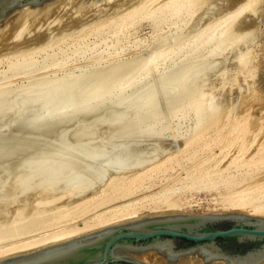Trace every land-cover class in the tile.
<instances>
[{"label": "bare ground", "instance_id": "6f19581e", "mask_svg": "<svg viewBox=\"0 0 264 264\" xmlns=\"http://www.w3.org/2000/svg\"><path fill=\"white\" fill-rule=\"evenodd\" d=\"M77 2L78 7L81 2L87 6L94 4L104 7L112 0H49L39 5L20 6L5 19H0V40L11 20L15 26L12 35L19 38L29 22ZM203 2L206 1L119 0L117 6L125 5L122 11H116L119 14L113 19H108L115 14L113 11H110L113 15L106 13L108 18L104 17L106 20L99 21L96 26L103 22L112 24L117 41L115 44H119L121 36L125 39L122 40L124 43L120 47L117 45L115 51H109L108 48L104 54L101 52L103 55L99 54L102 57L116 56L144 43L146 39L140 34L135 35L134 40L126 36L129 28L141 18L150 17L176 24L195 15ZM257 2L239 0L215 21L190 35L186 43L179 45L175 51L160 48L142 57L141 61L138 60L139 64L136 62L137 66L132 67L129 74L126 73L128 75L117 73V69L112 68L100 80L86 86L82 85L81 77L70 80L62 77L57 81L0 89V105L8 99L7 103L19 105L16 108L22 105L21 108L25 109L29 106L28 113H31V108L34 109L35 118L27 113L26 116L32 118L30 121L35 131L43 128L44 124L48 126L47 123H50V127L53 126L51 123L60 125L49 139L38 135V138L32 137L25 144L20 139L19 142L24 144L20 147L22 155L16 158L9 172L0 178V258L30 252L143 215L191 213L201 209L198 214L242 212L264 217V10H260L262 19L258 31L256 28L243 30L233 35L232 41H228L235 29L233 27L240 24L239 21H243L241 19L245 15L254 13ZM259 8H262L261 5ZM257 20L260 22L259 17ZM129 36L132 35L129 33ZM177 40L180 37L175 38ZM99 42H94V47ZM110 42L105 43L115 46L113 40ZM229 42L239 46L233 58L236 60L235 73L228 72V69L221 72L225 69L221 66L222 69L218 70L219 85L223 87L230 84L239 73L251 78L259 73L260 79H257L262 83L257 87L261 90H258L261 96L251 92L242 98L238 97L240 100L230 102L223 96H216L209 87L203 88L204 84L200 83L204 81L200 82L197 76L194 77L198 65L202 63L193 64L186 60L207 43L211 44L210 56H216L226 50ZM20 54L21 57L15 58L16 61L10 60L12 62L9 61L8 67L0 72L4 74L13 70L17 64L33 57L25 51ZM180 56H183L184 63L178 70H164L152 80L148 79L156 72L158 61L164 62L166 68ZM51 64L55 65L57 61ZM47 67L48 64H44L36 69L35 75L41 74ZM208 67L206 70L214 68ZM141 71L145 72L139 78L130 75ZM192 78L194 84L184 88L185 82ZM257 87H253V92ZM64 94L67 97L61 100ZM18 109L15 110L21 113ZM6 110H2L4 115ZM4 115L0 119H4ZM17 117L16 122L20 116ZM26 118L22 119L24 123L28 120ZM189 119V126H185L184 123ZM13 120L6 121L11 124ZM24 127L19 128L22 130ZM26 134L30 135V132ZM136 186H141L139 192L135 191ZM68 196L75 197L77 202L71 209H63L61 204L64 203L58 202ZM115 201L118 204H114ZM33 203L55 205L51 208L50 219H46L48 207L45 205H42L45 206L43 210H39L43 208L40 206L31 215L27 214L28 217L23 216L22 212L28 211L26 208ZM32 209L29 208L30 211ZM13 212L17 213L15 218L19 216L15 220H12ZM133 254L144 262L164 264L163 255L154 249L139 255ZM196 255L200 264H203L201 256ZM194 259L188 255L176 264H192ZM220 261L224 264V261ZM194 264H199V261ZM257 264H264V258Z\"/></svg>", "mask_w": 264, "mask_h": 264}, {"label": "rangeland", "instance_id": "374dc122", "mask_svg": "<svg viewBox=\"0 0 264 264\" xmlns=\"http://www.w3.org/2000/svg\"><path fill=\"white\" fill-rule=\"evenodd\" d=\"M205 1L206 2H203L200 4L203 6L198 7L199 9H197L198 11L196 10L195 15H192L193 17L192 16L187 17L184 20H180V21L176 22V24H171L168 21L166 23L165 21L161 22L159 20H153L150 17L141 18L133 26H131V28H129L128 33H126L127 34L126 36L130 37L132 40H134V36L135 35L139 36L138 34H140L142 37H144L146 39L145 42L142 43L139 47H136V48L131 47L133 49L128 48V49L124 50L122 53H120L119 55L109 56V57H102L101 56L104 54V52H105L104 50H106L108 48H109V51L117 50L118 49L117 47H120L122 45V43H124V41H122V40H125V39L121 36V41L120 42L118 41L119 44H115V43H117V41L115 42V40H116L115 34H113V32H112V30L114 29L112 24H106L105 22H103L104 24H102L98 27L96 26V24H98L99 21L100 22L102 20L105 21L106 20L105 18H108V16H105L106 13H107V15H113L115 13L113 16H110L112 18H108V19H113V17L116 16V14L119 11H122V8H124L125 5L117 6V2H119V0H112L111 3L107 4L104 7H100V6H97L94 4L91 6H87L85 3H82V2L79 3V4H81L79 6L80 9L78 6H76L78 4V2L75 4L65 5L64 7H61L58 11L51 13L44 18H40L39 20L29 22L26 25L27 28L23 29V32H22L21 36H19V38L18 37L14 38V36L12 35L13 31L15 30V26L11 20L10 23H7L10 25L9 27H6L7 30H5V28H4L5 31L9 32V34H8L9 36L7 35V32L3 31L4 32V35H3L4 39L1 37V40H0L1 41L0 42V71L6 69L8 67L7 64L12 62L10 60H14L15 58L18 59L19 57H21V56H19V54L21 52L23 53V51L30 53L31 55H33V57L29 61L17 64L16 68H14L13 70H9V71L5 72L4 74L2 72H0V73H2V74H0V89L18 88V87L23 86V85H33V84L47 82V81H57L58 79H60L62 77H65L66 80H70L72 78L78 79L81 77L82 78L81 79L82 85L86 86V85H89V84H91L97 80H100L102 78V76L108 70H110L112 68L117 69L116 70L117 73H123L125 75L126 73L131 71L132 67L134 68L137 66V63L139 61H141L142 57H145V55H148L150 52H152L154 50H157L160 48H166L169 51H175L179 47V45H183L184 42L186 43V39L188 37H191L190 35L195 33L197 30L202 29L201 27L207 26L208 24L215 21L225 11L230 9V7H232L233 5H235L236 3L239 2V0H205ZM258 2H260V3H258ZM258 2H257L258 5H256L257 7L255 6L254 13L250 12L249 14L245 15V17H243L241 19L243 21H239L240 24H237L236 26L233 27L236 29V31H234L235 29L232 30V33L230 34V36H232V37L229 36L230 38L228 39V41H232L233 35L236 36L237 35L236 33H240V32L242 33L243 30L245 31L247 29L250 30L252 28H254V29L256 28V31H258L257 29L259 28V25H260L261 19H262V15H261L260 10L261 9L264 10V8H263L264 7V0H258ZM260 5L262 8H259ZM85 6H87V7H85ZM95 6H97V7L95 8ZM263 10H262V13H263ZM75 11H77L78 14L77 13L75 14ZM94 11H96L97 13L94 14L95 13ZM110 11H113L114 13L111 12L112 14H110ZM116 11H118V12H116ZM57 13L61 14L62 16L58 15ZM80 13H82V14H80ZM97 14H100V15H97ZM256 14H258V15H256ZM52 17H54V18H52ZM258 17L260 19V22H258L259 20H257ZM10 19H13V18H10ZM46 19H47V21H46ZM57 20H59V22H56ZM53 21H55V22H53ZM49 22H50V24H49ZM196 22H198V23H196ZM36 24H38L40 26H36ZM169 24H171V25H169ZM252 24H253V26H252ZM254 24H255V26H254ZM42 26H43V28H42ZM237 26H241V27L238 28ZM240 28H241V30H239ZM12 29H13V31H12ZM30 29H32V30L30 31ZM134 29L137 31H134ZM131 31H133L134 33L136 32V33L133 34V32H131ZM155 32L157 35L155 34ZM129 33L132 36H129ZM118 34H121V32L118 31ZM100 35H101V37H100ZM11 36H12V38H10ZM179 37H180V40L175 41V38H179ZM9 38H10V40H9ZM99 38H101V39H99ZM102 38H104V39H102ZM100 40H102V41L99 42ZM109 40L110 41L113 40L115 46L106 45L105 42L111 43ZM94 42H99V43L94 47V44H95ZM239 44H240V46L243 45L241 43H239ZM236 45L237 44H232L231 42H229V44L227 45L228 47L226 46L227 48H225L226 50H223V51H226L225 53L223 51H221V52L217 53L216 56L215 55L210 56L209 49L211 47V44L207 43L200 50H197L194 54H192L188 60H186L187 62H191L193 64L201 62L202 64L199 63L201 65H198L199 67L197 66L198 71L197 72L195 71L196 73L194 74V77L197 76L196 78H198L199 81L200 80L204 81V83L200 81L201 85L204 84L203 88L208 89L207 87H209V89L213 90V93H216L215 94L216 96H218V97L223 96V97L227 98L230 102H231V100L234 102L237 101V99L240 100V98L247 96L248 94H251V92L253 93V95L261 96V94L258 92V90L260 88L257 87L258 84L262 83L259 80L260 77H258L259 73H257L256 76H254L255 78H251L252 76H249V75H248L249 77L247 75L244 76L243 74H242L243 75L242 76L239 73L236 76L237 78L232 80L231 83H233V85H231V83H230V84H227L226 86H223L224 88L219 85L220 84L219 83L220 82L219 81L220 76H218V75H220V73H218L219 69H222V67H223L225 69L220 70L221 72L228 69L227 70L228 72H230V73L232 72V74L235 73L234 68L236 67V62H235L236 60L233 58L235 57V51L239 48V46L238 45L236 46ZM231 47H233V48H231ZM93 48H94V50H93ZM230 51H232V52H230ZM17 53H19L18 57L16 56ZM99 53H101V55ZM220 54H221V56H218ZM20 55H23V54H20ZM98 55H100V57H98ZM54 60L57 61V64L52 65L51 63ZM14 61H16V60H14ZM212 62H213V64H211ZM183 63H184L183 56H180L179 59L177 58L175 62L170 63L171 65L169 64L166 68L164 67L165 66L164 62L158 61L157 67L155 68L156 72L154 71L155 73L148 76V79L152 80L153 78L156 77V75L158 73H162V72H164V70H171V71L178 70ZM44 64H48V67L41 74L35 75L34 71L38 68H41ZM134 64H136V65L132 66ZM207 66H209L210 68H212V67H214V68L206 70ZM144 72H142V71L141 72H133L132 74L130 73V75H134V76H136V78H139ZM207 72H209V73H207ZM204 73L206 75H202ZM128 74H126V75H128ZM198 74H201L202 77H201V75H198ZM118 75L121 76L122 74H118ZM205 76H207V77H205ZM242 77H244V78L247 77V78L244 79ZM257 78H259V79H257ZM244 80H246V81H244ZM190 81H192V82H190ZM187 82H185L184 88L190 87L187 85H190V84L193 85L194 84L193 78L191 80L189 79ZM235 82H237V83H235ZM206 83L210 84V85L205 86ZM240 83H241V85H240ZM260 85H259V87H260ZM210 87H212L214 89H212ZM218 87H221V88H218ZM247 87L248 88L250 87V88L246 89ZM253 87H257L258 89L255 88V90L256 89L257 90L255 92H253V90H254ZM246 90H248V91H246ZM244 91H245V93H243ZM259 91H261V90H259ZM236 95H238V96H236ZM66 97H67V94H64L62 98L60 96L61 100L65 99ZM238 97H240V98H238ZM60 98H59V100H60ZM6 101L9 102V100L6 99V100H4V102L1 103L2 106L0 105L1 111L3 109L8 110V111L6 110V112H5L6 116L3 113L4 111L1 112V114L4 115V119L3 118L0 119V120H3V121H0V124L1 123L3 124V125L2 124L0 125V126H2V127H0V133H2V134H0V138H1L0 139V157L2 155V157L0 158V178L1 179L9 172L8 170L12 167V164L16 161V158H18L19 156L22 155L20 147H22L25 143H27L28 140L32 139V137L34 138V137H37L38 135L42 138H45V139L48 138L49 139L53 134H55L59 130V127H60V125H57V124H56V126H54L55 123L54 124L51 123V125H53V126L50 127V123H47L48 126H46V124H44L45 126H42L43 128L40 127L39 130L35 131V129L33 128L34 125L30 121L32 118H28L29 115H32L31 117H33L34 114H33L32 110H34V109L31 108L30 109L31 113H28L27 108H30L29 106H27L24 109V108H21L22 107V105H21V107H18L19 108L18 109V108H16V106H19V105L13 106L10 103H7ZM3 103H5V104H3ZM3 106H5V107H3ZM12 107H14V108L12 109ZM10 109H12L14 112H12V110H10ZM15 109L16 110L18 109L19 111L21 110L20 111L21 113H19ZM22 109H24V110H22ZM13 113H14L15 117H17V114L20 117L24 116L23 118L27 117L26 119H28L30 121L29 126H28V120H25L26 122L24 123V121L22 120L23 118L20 119L19 116H18L19 121L16 122L17 119L14 116H12ZM26 113L28 114V116H26ZM3 115H1L0 118ZM7 116L10 118L7 119ZM13 118H14V120H13ZM33 118H35V117H33ZM15 119H16V121H15ZM6 120H8V122H12L9 120H13L14 122L9 124ZM20 120H22V122ZM19 122H21V123H19ZM190 122H191V119L186 120V122L184 123L185 126H189ZM22 123H24L25 125L24 124L22 125ZM7 126L10 128H7ZM19 127H21V128L24 127V128L21 130V128H19ZM26 127H30V128H26ZM43 129L45 131H42ZM12 130H14V131H12ZM16 130H18V131H16ZM12 132H14V133H12ZM17 132H19L21 135H18L19 133H17ZM26 132H30V135L26 134ZM181 132L182 133L184 132L183 127L181 129ZM31 133H34L35 136H34V134L32 135ZM37 133H39V134H37ZM22 134H24V135H22ZM42 134L44 135V137L42 136ZM46 134L48 137L46 136ZM9 135H10V137H9ZM25 135L28 137L26 138ZM20 139H22V143H24V144H21L19 142V141H21ZM19 144H21V145H19ZM7 166H10V167H7ZM140 189H141V186H136L135 191L139 192ZM0 190H1V188H0ZM203 195L204 194L202 193L201 196H203ZM63 199H65V201H63ZM63 199L58 202L59 204L64 203V204H61L62 205L61 207H63V209H71L72 207H74L73 205H75V202H77L75 200V197H72V196H68L67 198H63ZM121 200H123V199H121ZM121 200H118V201H121ZM118 201H115L114 204H118ZM50 203L58 204L56 202L55 203L50 202ZM50 203H45V204L44 203H41V204L33 203L32 206L26 208V209H28V211L25 212L26 214L23 212H22V214H23V216L24 215L27 216V214L31 215V212L34 209L37 210V209H39L40 206L43 207L42 205H45L48 207V208H46V211H45V215L47 216L46 219L49 220L50 218H48V217L52 213L51 208H54L53 206H55V205L49 206ZM34 204H36L38 207H36V205H34ZM33 206H35V207H33ZM32 207H33V209H32ZM44 207L42 209H39V210H43ZM29 208H31L32 210L30 211ZM200 211H201V209H197L193 212H194V214L195 213L198 214V213H200ZM193 212H191V213H193ZM13 214H14L13 218H12V214L9 216V218H8L9 222H11L10 218H12V220L13 219L15 220L19 217V216H17V218H15L16 217L15 215L17 214L16 212H13ZM0 222H1V220H0ZM193 255L195 256L196 253ZM134 256H136V255H134ZM198 257H200V256H198ZM217 261H220V260H217ZM222 261H224V260H222ZM146 262L150 263L149 261H146Z\"/></svg>", "mask_w": 264, "mask_h": 264}, {"label": "water", "instance_id": "95a60500", "mask_svg": "<svg viewBox=\"0 0 264 264\" xmlns=\"http://www.w3.org/2000/svg\"><path fill=\"white\" fill-rule=\"evenodd\" d=\"M49 0H0V19L23 5ZM264 66V42H263ZM154 249L164 264L190 256L203 264H257L264 258V217L242 212L143 215L30 251L0 264H154L133 256Z\"/></svg>", "mask_w": 264, "mask_h": 264}]
</instances>
